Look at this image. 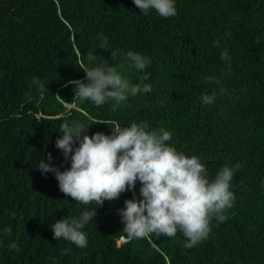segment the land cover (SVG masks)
I'll return each mask as SVG.
<instances>
[{
	"label": "trees",
	"instance_id": "16d2710c",
	"mask_svg": "<svg viewBox=\"0 0 264 264\" xmlns=\"http://www.w3.org/2000/svg\"><path fill=\"white\" fill-rule=\"evenodd\" d=\"M174 3L177 15L164 18L142 14L133 0H0V264H264V0ZM225 49L230 61L221 59ZM128 51L150 64L131 67ZM102 61L151 92L99 107L81 100L69 82L87 83L81 64ZM34 78L47 88L43 98ZM213 93L214 103L204 104ZM65 122L87 126L89 136L111 135L116 123L164 127L172 133L166 143L199 157L210 182L238 165L227 219H213L208 238L192 248L179 229L171 238L128 239L119 210L142 199L139 181L102 206L82 205L37 167L42 160L70 168L71 153L55 147ZM91 207L93 222L81 229L87 247L53 238L55 222Z\"/></svg>",
	"mask_w": 264,
	"mask_h": 264
},
{
	"label": "clouds",
	"instance_id": "9594fccd",
	"mask_svg": "<svg viewBox=\"0 0 264 264\" xmlns=\"http://www.w3.org/2000/svg\"><path fill=\"white\" fill-rule=\"evenodd\" d=\"M133 3L144 15L151 9L164 18L177 15L174 0H133ZM102 39L101 48L107 44V37ZM218 45L219 41H215L214 46ZM116 55L111 53L113 59ZM126 56L130 66L137 70H144L150 64V60L139 53L128 51ZM96 59L92 53L87 55L90 63ZM221 59L230 61L227 49L221 52ZM80 68L85 72L87 83L80 80L69 83L75 85L77 97L97 107L108 100L119 104L129 96L152 90L149 84H130L116 67H108L103 61L91 68L82 63ZM205 80L219 83L210 77ZM33 83L39 86L43 98L46 86L35 78ZM215 95H203L202 102L214 103ZM28 98L31 99V93ZM148 128L147 123H132L128 127L116 123L111 135L97 132L89 136L84 134L87 126L65 122L60 128L63 135L56 140L55 147L62 150L65 158L71 153L70 168L60 171L42 160L37 167L42 174L54 173L59 190L82 205L102 206L104 201L116 200L121 193L135 189L139 181L142 199L134 196L125 200L124 208L119 210L127 238L142 239L152 234L171 238L179 229L187 240L184 247L192 248L208 238L213 219L218 223L227 219L226 213L235 200L231 184L239 166L223 167L210 182L199 157H188L166 143L172 141L170 131L164 127ZM76 142L79 146L73 149ZM47 158L51 161V154ZM95 215L91 207L78 218L55 222L53 238H63L80 248L87 247V236L81 229L93 222ZM5 232L10 234L11 228H6ZM11 247L19 250L14 243ZM67 251L65 249L64 254Z\"/></svg>",
	"mask_w": 264,
	"mask_h": 264
}]
</instances>
